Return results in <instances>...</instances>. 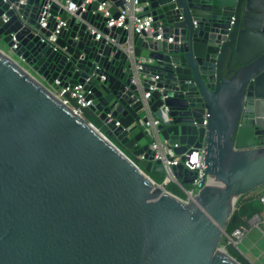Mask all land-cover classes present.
<instances>
[{
	"label": "water",
	"instance_id": "1",
	"mask_svg": "<svg viewBox=\"0 0 264 264\" xmlns=\"http://www.w3.org/2000/svg\"><path fill=\"white\" fill-rule=\"evenodd\" d=\"M81 1L72 16L63 0H0V264H240L220 244L264 186V0H137L141 35ZM109 2L115 19L125 0ZM76 86L103 131L51 91ZM151 119L181 186L203 151L190 203L149 176L163 177Z\"/></svg>",
	"mask_w": 264,
	"mask_h": 264
},
{
	"label": "built area",
	"instance_id": "2",
	"mask_svg": "<svg viewBox=\"0 0 264 264\" xmlns=\"http://www.w3.org/2000/svg\"><path fill=\"white\" fill-rule=\"evenodd\" d=\"M93 2H98L96 11L100 13L104 18H108L106 23L107 28H120L127 31L129 34L141 35L142 33L151 34V24L152 20L150 17L144 15L141 10L142 6L138 4L137 0H125L123 8H118V17L112 18L109 8L112 6V3L109 0H82L79 8L82 11H85L88 5H91ZM65 10L67 13L73 16L74 12L78 9L74 4L70 3V0H65ZM48 15L43 14V18L40 21L41 28H45ZM59 20V17L57 18ZM63 23H59L55 31L52 33L51 37L48 38L49 42H54L56 35L59 32V28ZM100 34L98 33L96 39H99ZM155 39H161V36L158 35ZM144 59H139L135 64V69H140L141 64L144 63ZM51 91L58 96L63 102L70 106L75 112L82 115L84 110L91 105V101H85L84 94L82 92L81 86H76L72 90L66 89L60 92ZM64 92H68L69 96L67 99H63L62 95ZM148 94L144 95V99L148 98ZM158 124V121L151 119L143 125V129L150 138L149 149L153 152L152 163L160 161L163 168V180L161 183L165 185L166 191L169 184H175L183 193L184 198H179L171 192L173 196L179 198L183 203L187 204L194 200L197 194L200 192V180L202 176V171L204 166L202 164L203 151L202 149L193 151L192 154L188 157V161L182 162V165L187 168L189 171L195 173L196 177L193 182L186 186H181L180 182H177L172 175V166L180 163V157L175 154L174 148H177L176 145L168 146L166 144H161L158 140L154 139L150 128ZM140 159H143L140 157ZM205 184H213V179L211 177L206 178ZM263 188V187H261ZM259 202L263 207V212L259 215H254L252 218L246 220V223L249 226H253L256 229H260V225H264V191H260L256 194ZM246 228H238L230 233L226 230L223 234V242L229 246H235L240 250V245H242V239L244 234L247 232ZM240 253V252H239ZM241 254V253H240Z\"/></svg>",
	"mask_w": 264,
	"mask_h": 264
},
{
	"label": "trees",
	"instance_id": "3",
	"mask_svg": "<svg viewBox=\"0 0 264 264\" xmlns=\"http://www.w3.org/2000/svg\"><path fill=\"white\" fill-rule=\"evenodd\" d=\"M84 117L89 122H92L96 127L101 129V126L94 121V119L86 112H83ZM103 131V129H101ZM118 148L129 157V152L124 150L115 140L110 137L109 138ZM130 158V157H129ZM131 159V158H130ZM136 162V161H134ZM137 163V162H136ZM150 178L157 184H160L163 180V177L158 175H149ZM167 191L171 192L172 194L176 195L179 198H184L183 193L175 184H169L167 186ZM254 192V191H253ZM263 212V207L259 202L256 195H251V193L241 196L237 199L234 211L232 216L234 217V223L229 222L226 231L230 233L231 231L238 229V228H248L246 220L252 218L254 215H259ZM226 251L230 256L236 259L240 264H250L245 258H243L239 252L233 246H225Z\"/></svg>",
	"mask_w": 264,
	"mask_h": 264
},
{
	"label": "rangeland",
	"instance_id": "4",
	"mask_svg": "<svg viewBox=\"0 0 264 264\" xmlns=\"http://www.w3.org/2000/svg\"><path fill=\"white\" fill-rule=\"evenodd\" d=\"M0 50L8 54L6 50H3L2 48H0ZM129 157L132 158L130 152ZM260 191H264V186L263 188H259L254 192H251V195H256ZM220 246L222 249H225L226 244L222 241ZM234 248L238 252H240L241 254H239L243 258H245L250 264H264V225H260V229H256L253 226H249L247 232L243 236L242 245H240V250L237 249L235 246Z\"/></svg>",
	"mask_w": 264,
	"mask_h": 264
},
{
	"label": "crops",
	"instance_id": "5",
	"mask_svg": "<svg viewBox=\"0 0 264 264\" xmlns=\"http://www.w3.org/2000/svg\"><path fill=\"white\" fill-rule=\"evenodd\" d=\"M64 1H65V0H63V2H64ZM0 48H2L3 50H6L4 44L1 42V40H0ZM6 51H7V50H6ZM93 119H94L95 122H97V123L101 126V123H100L96 118H93Z\"/></svg>",
	"mask_w": 264,
	"mask_h": 264
},
{
	"label": "bare ground",
	"instance_id": "6",
	"mask_svg": "<svg viewBox=\"0 0 264 264\" xmlns=\"http://www.w3.org/2000/svg\"><path fill=\"white\" fill-rule=\"evenodd\" d=\"M234 211V210H233ZM223 241V240H222Z\"/></svg>",
	"mask_w": 264,
	"mask_h": 264
}]
</instances>
